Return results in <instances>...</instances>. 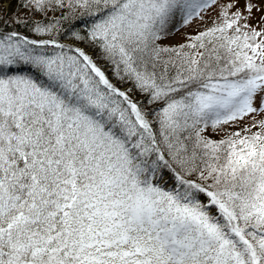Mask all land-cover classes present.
I'll return each instance as SVG.
<instances>
[{"label":"snow or ice","instance_id":"snow-or-ice-1","mask_svg":"<svg viewBox=\"0 0 264 264\" xmlns=\"http://www.w3.org/2000/svg\"><path fill=\"white\" fill-rule=\"evenodd\" d=\"M0 264H264V0H0Z\"/></svg>","mask_w":264,"mask_h":264},{"label":"rangeland","instance_id":"rangeland-1","mask_svg":"<svg viewBox=\"0 0 264 264\" xmlns=\"http://www.w3.org/2000/svg\"><path fill=\"white\" fill-rule=\"evenodd\" d=\"M195 27H196V25H193V26H192V29H190V30H193V29H195Z\"/></svg>","mask_w":264,"mask_h":264}]
</instances>
